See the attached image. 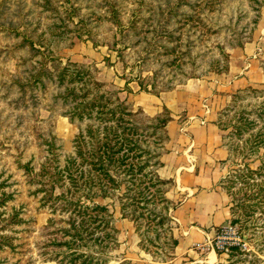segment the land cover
I'll return each mask as SVG.
<instances>
[{"label":"rangeland","instance_id":"1","mask_svg":"<svg viewBox=\"0 0 264 264\" xmlns=\"http://www.w3.org/2000/svg\"><path fill=\"white\" fill-rule=\"evenodd\" d=\"M259 1L253 24L251 0H0V264H59L58 252L65 248L56 242L69 237L62 231L66 216L53 211L42 189L41 181L49 179L46 157L50 149L62 164L75 156V136L100 121L70 119L71 103L57 96L66 82L58 86L42 76L45 85L33 83L32 75L56 63L80 65L84 75L73 84L140 111L132 118L149 126L144 133L169 114L156 135L141 137L155 153L167 150L169 132L204 125L212 115L229 150L220 179L231 214L227 222L248 243V250L228 252L230 264H264V145L254 141L264 137L256 117L264 103V0ZM93 80L102 85L95 87ZM204 81L211 85L209 95L200 87ZM252 120L258 124L245 129ZM59 183L52 196L66 191ZM116 196L94 198L107 205L117 230L116 242L101 249L107 264H171L175 247L162 234L155 239L153 229L145 233L148 223L136 231ZM78 251L95 253L92 247Z\"/></svg>","mask_w":264,"mask_h":264},{"label":"trees","instance_id":"2","mask_svg":"<svg viewBox=\"0 0 264 264\" xmlns=\"http://www.w3.org/2000/svg\"><path fill=\"white\" fill-rule=\"evenodd\" d=\"M251 1L256 12L252 20L255 24L262 2ZM221 56L226 61L227 54L221 52ZM59 61L57 60L58 63ZM51 65L52 69L44 66L32 75L33 83L45 85L46 81L42 76L47 82L55 80L58 86L66 82L57 96L61 97L63 102L71 103V108L67 110L70 119H91L94 116L100 121L96 127L92 126L94 123H88L84 131L75 136L78 150L75 156H66L63 164L59 163L57 155L51 149L46 157L49 163L44 167V173L49 175V179L41 181L44 185L42 189L48 191L47 198L53 200V211L64 214L66 219L62 221L68 225L62 227V231L63 235L69 237L56 242L57 246L65 248V251L58 252L61 256L59 264H107L108 257L102 255L101 249L106 247L109 241L113 244L116 242L117 230L112 224L107 205L94 202V198L105 199L115 194L121 200L123 217H129L136 231L140 232L142 224L148 223L145 233L153 229L156 232L155 239L162 234L164 242L170 243V247L174 248L177 239L172 235L170 223H173V218L170 210L176 205L165 195L167 185L172 180L161 178L156 171L161 165L160 153L153 152L140 142L141 137L156 135L157 128L164 127L171 120L169 114L158 116L150 125L152 132L144 133L149 126L132 118L140 111L132 112L128 105L112 100L109 95L92 93L91 88L83 90L84 85L77 84L85 72L80 65ZM75 82L77 83L73 84ZM71 83L72 86L69 85ZM92 83L95 87L102 85L95 80ZM260 108L262 112L256 117L262 120L260 126L264 127V103ZM165 110L167 111L166 108ZM247 124L245 129L257 125L258 121L252 120ZM100 125L103 126L100 128ZM261 135L263 133L258 134V139L254 140L255 144L264 145V137L259 138ZM153 159L155 160L152 162ZM153 165L157 166L155 170L149 169ZM57 182H60L59 186L64 187L66 191L52 196L51 190ZM66 182L69 186H65ZM71 188L73 191H70ZM157 203L163 204L162 210H156ZM146 239L150 243L153 242L152 238ZM80 247H92L95 253L80 252ZM98 249L100 253H97ZM118 264L135 263L123 260Z\"/></svg>","mask_w":264,"mask_h":264},{"label":"crops","instance_id":"3","mask_svg":"<svg viewBox=\"0 0 264 264\" xmlns=\"http://www.w3.org/2000/svg\"><path fill=\"white\" fill-rule=\"evenodd\" d=\"M200 87L210 94L209 82ZM163 99L166 102L170 95ZM213 118L208 115L204 125L192 123L179 133L169 132L167 150L159 155L161 165L156 171L161 178L172 180L165 195L176 205L170 210L177 239L171 264H230L229 253L198 248L231 215L227 193L220 187L229 150Z\"/></svg>","mask_w":264,"mask_h":264},{"label":"built area","instance_id":"4","mask_svg":"<svg viewBox=\"0 0 264 264\" xmlns=\"http://www.w3.org/2000/svg\"><path fill=\"white\" fill-rule=\"evenodd\" d=\"M208 110L206 109V112ZM203 122V121H202ZM248 250V243L243 238L235 224L227 222L216 228L213 238H208L206 243L198 246L200 249H210L228 253L232 248Z\"/></svg>","mask_w":264,"mask_h":264}]
</instances>
